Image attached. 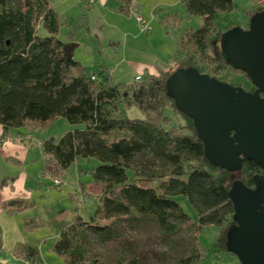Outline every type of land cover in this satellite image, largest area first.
Segmentation results:
<instances>
[{
	"label": "trees",
	"instance_id": "1",
	"mask_svg": "<svg viewBox=\"0 0 264 264\" xmlns=\"http://www.w3.org/2000/svg\"><path fill=\"white\" fill-rule=\"evenodd\" d=\"M117 1L118 12L129 14L130 0ZM182 2L189 16L202 17L200 27L189 28L177 38L170 68L126 84L113 83L104 71L86 73L79 61L63 54L59 30L67 23L48 0H0V126L4 131H34L58 118L80 124L82 128L69 130L56 140H40L41 153L61 170L82 159L98 162L90 170L92 179L101 184L94 215L86 221L76 212L71 221L59 225L50 247L64 264H147L100 258L91 248L89 235L100 239L116 236L117 218L136 227L150 219L163 233H175L174 221L188 219L176 196L188 200L197 215L189 254L180 255L177 264H205L198 233L213 226L218 234L213 253H228L225 233L234 223L229 189L235 181L253 188V176L264 175L246 159L236 173L209 165L192 120L166 93L165 80L175 69L185 67L229 84L240 75L249 82L245 90L255 89L243 72L208 53L212 40L219 43L223 33L215 26V15L231 13L233 2ZM261 9L247 11L246 23ZM131 106L140 111L141 118L124 115L122 110ZM167 111L177 114L175 125ZM22 205V200L10 201L14 209L7 212L21 211L30 204ZM99 220L111 222L100 224ZM32 221L33 228L42 225L40 220ZM1 243L0 237V249ZM26 260L43 264L32 247H26Z\"/></svg>",
	"mask_w": 264,
	"mask_h": 264
},
{
	"label": "rangeland",
	"instance_id": "2",
	"mask_svg": "<svg viewBox=\"0 0 264 264\" xmlns=\"http://www.w3.org/2000/svg\"><path fill=\"white\" fill-rule=\"evenodd\" d=\"M48 1L67 23L60 28L59 38L64 44H76L72 57L80 62L86 73L104 71L112 76L113 83L129 84L133 82L136 74H144L142 63L157 65L158 60L166 59L173 62L174 48L171 41L164 44L160 38L161 41L157 40L156 44L151 46V43L145 41L151 31L141 32L135 20L137 15L144 17L146 12H150L151 6L145 0H131L127 15L118 12L120 4L117 0H94L90 8L87 6V0ZM154 11L157 16L153 20L154 23L163 25L161 27L168 34V38L175 39L176 42L184 31L189 28L196 30L202 24V17L187 14L182 0L174 7V12H178L175 23H162L165 17L164 9L156 8ZM171 15L175 16L174 13ZM215 26L224 32L233 26L247 27V23L242 15L232 12L216 14ZM71 29L74 34L72 40L69 38ZM126 39L128 41L124 45ZM208 53L217 59L223 58L219 43L214 40ZM231 83L244 89L250 86L240 75L232 79ZM122 112L128 118L142 117L134 106L123 109ZM166 115L175 125L177 114L167 111ZM82 127L80 124H70L65 119L58 118L50 125L34 131L23 128L9 130L13 135L19 132L23 135L29 134L32 142H26L22 146L19 142L18 144L5 140L0 146V181L4 175L13 176L8 178L4 185H0V264H36L26 260V247L36 248L43 264H64L62 258L50 250L57 239L59 225L71 221L76 212L86 221L94 215L99 206L97 195L101 191V184L92 179L90 170L98 164L97 160L82 159L66 170H61L50 156H43L38 148L39 140H56L65 132ZM9 155L12 157L8 158ZM48 161L53 171H47L44 167ZM7 171L9 173H6ZM24 174L31 177L26 178ZM52 178L59 179L60 184L54 185ZM16 199H23L30 205L21 211L8 213V201ZM174 199L188 216L187 220L174 221L177 230L175 233H163L150 219L136 227L117 218L114 224L116 236L100 239L89 235L92 250L100 258L114 257L121 262L134 260L147 264H177L180 255L189 254L192 243L189 237L197 215L188 200L182 196H176ZM32 220H40L42 225L33 228L30 226L34 223ZM99 222L108 224L111 221ZM217 239V230L213 226L204 227L197 235V243L205 264H240L230 253H213L217 250Z\"/></svg>",
	"mask_w": 264,
	"mask_h": 264
},
{
	"label": "water",
	"instance_id": "3",
	"mask_svg": "<svg viewBox=\"0 0 264 264\" xmlns=\"http://www.w3.org/2000/svg\"><path fill=\"white\" fill-rule=\"evenodd\" d=\"M76 44H63L71 58ZM225 62L243 72L255 87L219 81L194 67L175 69L165 80L174 104L192 120L212 167L241 171L244 159L264 174V8L249 17L247 27L233 26L219 37ZM254 187L232 183L228 197L233 221L225 233V249L240 264H264V175L253 176Z\"/></svg>",
	"mask_w": 264,
	"mask_h": 264
},
{
	"label": "crops",
	"instance_id": "4",
	"mask_svg": "<svg viewBox=\"0 0 264 264\" xmlns=\"http://www.w3.org/2000/svg\"><path fill=\"white\" fill-rule=\"evenodd\" d=\"M145 1L148 2L150 4V6H151L150 12L149 13L146 12V14H144L145 18L142 16L148 22V24L150 26L149 32L151 31L149 34H147V37H145V41L148 44L151 43L150 45L152 46V44L155 45L156 41L160 40V38H162L164 44L166 42H168V41H171L172 47L175 50L176 45H177V42L175 41V39H169L168 38V34L163 31V28H162L163 25H161L162 27L160 25L158 26V25H156V23H154L153 20H154V18H157L156 14H155V11H154L157 8V9H160V10L164 9L165 17L162 19V23H169V22L175 23L176 20H177V15L176 14L178 12H174V7H176V5L179 3V0H145ZM231 1L233 2V5H234V10L232 12H236V13L242 15L243 18L245 19V21H246L247 11H253L256 8H264V1L263 0H231ZM92 6L93 5H91L90 7H92ZM182 6L184 7V3L183 2H182ZM90 7L88 6V8H90ZM130 7H131V0H130ZM168 9L170 11H167ZM117 10H118V8H117ZM141 11H144V10H141ZM173 13L175 14V16L171 15ZM135 37L136 36H134L133 38H135ZM70 39L72 40L73 37H71ZM127 41H128V39L125 40L124 45L127 43ZM174 50H173V52H174ZM173 52H172V59H173ZM173 63H174V60H173V62L172 61L168 62L167 59L163 60V61L158 60L157 65H155V64L150 65L149 63H142L141 67H143V70L145 72H144V74H141V76H143L145 74H155V73L159 72L160 70L168 69V68H170L173 65ZM154 65L156 67H154ZM159 65L160 66L162 65V66L160 67ZM157 66H159L160 68L157 67ZM139 74H136L135 77L137 75H139ZM20 137H22L23 139H21ZM20 139H21V141H19ZM5 140L6 141L8 140V142L9 141L17 142V143L19 142L20 145L24 146L26 142H28L29 144L32 142L31 141L32 137L29 134L28 135H26V134L23 135L20 132L17 133V135H16V133L13 135V133H11L9 130L8 131H4L2 129V127L0 126V146ZM38 148L40 149V140H39ZM40 151H41V149H40ZM11 157H12L11 155L8 156V158H11ZM6 173H9V172L7 171ZM7 175L8 176H6V175L2 176L3 178L0 181V185H4L8 178H12L13 177L11 174H7ZM24 177L30 178L31 176L28 175V174H24ZM18 200H20V201L22 200L23 201V205L28 204L23 199H18ZM18 200L16 199V200H12V201H18ZM9 203H10V201H8V205H9ZM12 208L14 209V207H10V206L7 207V211L12 209Z\"/></svg>",
	"mask_w": 264,
	"mask_h": 264
},
{
	"label": "built area",
	"instance_id": "5",
	"mask_svg": "<svg viewBox=\"0 0 264 264\" xmlns=\"http://www.w3.org/2000/svg\"><path fill=\"white\" fill-rule=\"evenodd\" d=\"M263 1H264V0H263ZM260 2H261V1H260ZM93 3H94V0H87V5H88L89 7H90L91 5H93ZM135 20H136V22L138 23V26H139L141 32H144V33H148V32H149V30H150V26H149L148 22H147L142 16L137 15V16L135 17ZM140 76H141V75H137V76L134 78V80H139V79H140ZM91 79H92V80H95L96 77L92 75V76H91ZM48 170L53 171L49 165H48V167H47V171H48ZM51 177H52V176H51ZM52 182H53L54 185H59V184H60V181H59V179H57V178H52Z\"/></svg>",
	"mask_w": 264,
	"mask_h": 264
}]
</instances>
